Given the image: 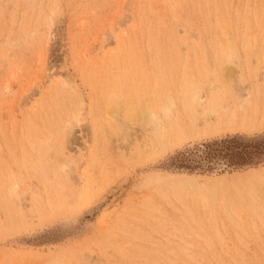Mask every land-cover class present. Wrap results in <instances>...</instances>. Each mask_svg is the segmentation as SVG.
<instances>
[{
  "label": "rangeland",
  "instance_id": "1",
  "mask_svg": "<svg viewBox=\"0 0 264 264\" xmlns=\"http://www.w3.org/2000/svg\"><path fill=\"white\" fill-rule=\"evenodd\" d=\"M0 264H264V0H0Z\"/></svg>",
  "mask_w": 264,
  "mask_h": 264
},
{
  "label": "bare ground",
  "instance_id": "2",
  "mask_svg": "<svg viewBox=\"0 0 264 264\" xmlns=\"http://www.w3.org/2000/svg\"><path fill=\"white\" fill-rule=\"evenodd\" d=\"M246 115V114H245Z\"/></svg>",
  "mask_w": 264,
  "mask_h": 264
}]
</instances>
